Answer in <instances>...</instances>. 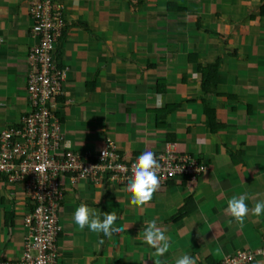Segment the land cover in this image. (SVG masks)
Wrapping results in <instances>:
<instances>
[{
    "label": "crops",
    "instance_id": "crops-1",
    "mask_svg": "<svg viewBox=\"0 0 264 264\" xmlns=\"http://www.w3.org/2000/svg\"><path fill=\"white\" fill-rule=\"evenodd\" d=\"M31 1L0 0V130L29 110ZM59 1L67 25L57 60L68 73L56 107L65 146L96 156L110 140L123 159L133 160L171 145L209 168L194 185L160 187L143 207L131 205L127 187L107 180L64 181L59 264H155V250L139 236L152 219L171 241L159 258L166 264L183 254L198 256L197 264H223L238 251H258L264 214L249 211L241 226L225 209L233 195L246 194L250 210L264 201V0ZM215 63L214 93L204 95L200 67ZM171 70L183 75L182 83L172 80L157 91ZM169 106L179 109L164 128L157 126L158 112ZM206 106L219 125L215 134ZM21 195L0 178V260L22 250L27 208ZM81 203L101 219L116 212L115 226L128 224V231L109 239L80 230L73 216ZM186 206L192 212L174 222ZM9 215L12 227L4 220Z\"/></svg>",
    "mask_w": 264,
    "mask_h": 264
},
{
    "label": "built area",
    "instance_id": "built-area-1",
    "mask_svg": "<svg viewBox=\"0 0 264 264\" xmlns=\"http://www.w3.org/2000/svg\"><path fill=\"white\" fill-rule=\"evenodd\" d=\"M31 3L34 45L27 54L29 110L19 122L0 130V178L22 190L27 208L23 216L25 236L20 255L0 260V264H58L64 181L98 184L107 180L127 187L131 165L136 161L123 159L110 140L96 156L65 146L56 104L64 95L68 73L57 60V45L67 25L66 11L59 0ZM155 154L161 164L158 175L163 187L174 181L194 185L208 171V165L199 164L193 156L179 155L171 145ZM41 164L46 165L42 174L36 171ZM258 257L264 259V245L256 252L238 251L223 264H253Z\"/></svg>",
    "mask_w": 264,
    "mask_h": 264
},
{
    "label": "clouds",
    "instance_id": "clouds-1",
    "mask_svg": "<svg viewBox=\"0 0 264 264\" xmlns=\"http://www.w3.org/2000/svg\"><path fill=\"white\" fill-rule=\"evenodd\" d=\"M65 93V92H64ZM64 96V95H63ZM62 99V98H61ZM157 105L161 104V100L157 97ZM105 154V153H104ZM103 154V155H104ZM46 165L41 164L37 169V173L44 171ZM161 171V164L159 163L156 154L151 150H145L131 165V177L127 184V192L131 194V205L136 207H143L153 199V194L159 190ZM167 188V187H163ZM249 197L246 194L233 195L227 201L226 213L231 215L236 222L241 226L244 224L246 216L251 211V214L259 217L264 214V201H257L254 207L250 210L246 201ZM99 203V200L96 201ZM73 219L80 230L86 227L97 234H103L111 239L114 233H122L128 231L130 225L115 226L118 219L116 212H104L103 219L101 214L90 207L87 203H81L75 210ZM142 241L154 249L153 257L155 264H166L165 261L159 259L168 253L171 247V241L166 235V229L159 227L157 220L152 219L144 222V228L139 234ZM104 241L101 240L102 244ZM23 245V244H22ZM199 257L190 254H183L175 259V264H197ZM59 264V259H58ZM257 264H264V262H257Z\"/></svg>",
    "mask_w": 264,
    "mask_h": 264
},
{
    "label": "trees",
    "instance_id": "trees-1",
    "mask_svg": "<svg viewBox=\"0 0 264 264\" xmlns=\"http://www.w3.org/2000/svg\"><path fill=\"white\" fill-rule=\"evenodd\" d=\"M217 67H218L217 66V63L208 65L205 68L200 67L201 73H202V77H203V80H202L203 81L202 82V89L204 91V95L210 94V91H213V93H214L215 82L212 85V81H215L214 79H215V75H216L215 72L217 71ZM159 86L165 88V81L158 82V84H157V91H159V89H158ZM163 91H165V90H163ZM177 108L179 109V106H177V107H175V106H169V107H166L164 110H160L158 112V115H157V117H158V119H157V126L164 128L166 126L165 125V121H166L167 116L170 115V114H172L173 112H175ZM204 112H205V115L207 117V122H208V125H209L210 129H211V132L214 133V134L217 133V131L219 130V125L217 123V120H216V117H215V113L213 111H210L207 108V106L205 107V111ZM56 115H57V113H56ZM119 154H120V152H119ZM198 163L199 164H202L203 162L201 160H198ZM203 164H205V163H203ZM1 178L4 179V181H6V179L4 177H1ZM176 183H178V182H175V181L174 182H170L169 185L176 184ZM191 212L192 211L189 210V209H187V206H186L185 211H182L179 214H177L173 218V221L174 222H178V221L182 220L183 218H185V216H187V214H190ZM11 218H12V216L9 215V216H6L5 219H4L6 225L9 226V227H12V220H10Z\"/></svg>",
    "mask_w": 264,
    "mask_h": 264
},
{
    "label": "rangeland",
    "instance_id": "rangeland-1",
    "mask_svg": "<svg viewBox=\"0 0 264 264\" xmlns=\"http://www.w3.org/2000/svg\"><path fill=\"white\" fill-rule=\"evenodd\" d=\"M36 2H37V1H34V3H36ZM31 4H32V3H30L29 7H31ZM191 74H192L193 77H195V78H198V79H199V77H200V75L194 73V71L191 72ZM163 76H164L163 81H165L164 79H167V80L165 81V83L174 80V82L176 81V85H180V84L182 83V80L184 79L183 75L180 76V74L176 73V72L173 71V70H171L170 72L165 73ZM174 76H175L176 78H173ZM61 100H62V99H60L57 103H60ZM58 106H59V105H58ZM16 187H18V186H16ZM18 190H19V192L22 194L21 196L23 197L22 190H21L19 187H18ZM61 221H62V219H61ZM262 245H264V243H263Z\"/></svg>",
    "mask_w": 264,
    "mask_h": 264
}]
</instances>
